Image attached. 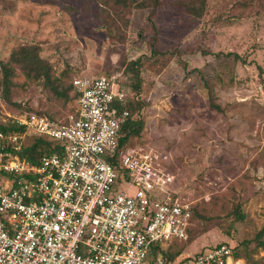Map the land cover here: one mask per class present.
<instances>
[{
    "label": "rangeland",
    "instance_id": "374dc122",
    "mask_svg": "<svg viewBox=\"0 0 264 264\" xmlns=\"http://www.w3.org/2000/svg\"><path fill=\"white\" fill-rule=\"evenodd\" d=\"M116 1L0 0V64L20 49L38 57L36 67L10 63L7 91L0 74V121L25 112L59 121L70 113L74 101L53 100L35 72L113 77L127 95L124 67L140 60L141 144L167 155L173 190L192 202L186 239L167 252L193 256L222 244L260 264L264 0H159L151 23V7ZM184 3L201 5V15L189 16L178 6Z\"/></svg>",
    "mask_w": 264,
    "mask_h": 264
},
{
    "label": "built area",
    "instance_id": "2783aa9c",
    "mask_svg": "<svg viewBox=\"0 0 264 264\" xmlns=\"http://www.w3.org/2000/svg\"><path fill=\"white\" fill-rule=\"evenodd\" d=\"M71 84L77 96L64 121L26 112L0 121L23 129L0 132V264H247L222 244L162 256L186 239L189 195L173 190L164 152L144 143L118 151L127 112L113 107L125 96L113 77ZM28 137L60 153L31 165L17 155Z\"/></svg>",
    "mask_w": 264,
    "mask_h": 264
},
{
    "label": "trees",
    "instance_id": "16d2710c",
    "mask_svg": "<svg viewBox=\"0 0 264 264\" xmlns=\"http://www.w3.org/2000/svg\"><path fill=\"white\" fill-rule=\"evenodd\" d=\"M124 1L125 0H118L116 2L124 4ZM128 1L133 3L138 8L149 7L150 9L151 7L150 9L151 11L148 12L146 18L147 23H151L152 21L151 12H153V7L159 4V0H128ZM178 6H180V8L191 17L197 18L201 15V9H202L201 5L197 7L192 4L184 3V4H179ZM149 29L153 33V37L151 36V41L149 45L153 46L155 42L154 38H155L156 28L153 25H151ZM143 30L145 31V29H142V31ZM139 35L142 36L143 33L140 32ZM30 52H31L30 50L27 51L26 49H20L18 54L14 53L9 56L10 61H8L7 63L0 64V74H2V78H3L2 85L4 86L5 91H7L8 85L10 83L9 78L12 75V69L9 68L10 63H14L20 66H22L23 63H25L32 67H36V64L38 63V57L37 59H33L34 55H32V53L30 54ZM140 68H141L140 60L131 61L124 67V74L126 75V78L128 80V84L126 86L129 91L127 95L125 94L123 102L121 103L116 102L113 106L116 108V111L118 113L124 111L127 112V117L123 120L119 128L120 137L118 140V151L124 147L132 146L128 144L130 140L132 141L135 140L136 143H140V144L142 142L143 120L142 117L140 116L141 115L140 112L142 108L146 107V105L140 100L141 84H142L140 78ZM74 78L68 80V76L66 73H60L58 76L52 77L50 74H48V70L46 69L41 70L40 74L39 72L34 73L35 80L41 79L40 80L41 87L45 90V92H47L53 100L61 101L62 103L72 102L76 99L77 95L73 91L71 84ZM210 107L213 109H218V107L216 105H213V103L211 104ZM72 111L73 108L70 110V113H72ZM35 114L44 116L37 113ZM46 118L51 121H55V122L58 121L57 119H54L52 117L47 116ZM64 119L61 121H64ZM7 131H14L21 133L23 129L12 125H6V126L0 125V132H7ZM53 153L56 154L60 153L58 147L54 143L46 140H42L40 138H34L32 143L29 146L21 148L17 152V155L20 159H24L29 164L37 166L40 157L45 155H50ZM117 153L118 152H116V154L109 160L115 169L118 168L117 160H116ZM262 232H264V230ZM161 254L163 257H167L170 260L177 255V254L169 255L167 250L161 251ZM232 254L235 258H240L236 253L232 252Z\"/></svg>",
    "mask_w": 264,
    "mask_h": 264
}]
</instances>
